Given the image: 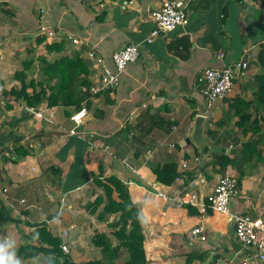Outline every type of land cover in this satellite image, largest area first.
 <instances>
[{
	"label": "crops",
	"instance_id": "1",
	"mask_svg": "<svg viewBox=\"0 0 264 264\" xmlns=\"http://www.w3.org/2000/svg\"><path fill=\"white\" fill-rule=\"evenodd\" d=\"M185 1L187 23L146 42L153 25L150 11L162 0H0V246L18 264H42L43 255H15L21 239L38 244L39 226L67 244L65 254L74 264L97 257L91 235L96 228H116V220L98 222L84 204L96 196L92 179L111 174L127 185L138 205L150 264H264L234 239L231 218L246 214L264 221V138L256 144L257 156L238 168L225 166L224 172L239 181L229 212L200 206L224 173L210 161L220 154L234 157L252 137L234 124L236 117L228 118V99L235 94L252 98L253 75L260 71L257 52L264 44V3L207 0L206 8H197ZM48 28L54 37L46 36ZM66 32L83 42L69 41L59 54L82 55L93 48L112 70L114 50L139 44L137 59L120 73L118 86L94 93L78 125L70 120L73 106L47 107L44 115L51 112V121L36 120L31 111L45 106L44 100L30 107L4 93L18 84L13 74L26 58H33L34 67L27 81L45 78L35 58L46 54L44 43L65 38ZM244 53L247 68L224 98L207 105L197 89V72L236 66ZM248 111L264 130V111ZM196 114L206 116L203 162L192 144H182ZM70 128L77 133H69ZM23 149L25 154L18 152ZM164 163L175 164L168 184L155 180ZM192 226L200 232L193 234Z\"/></svg>",
	"mask_w": 264,
	"mask_h": 264
},
{
	"label": "trees",
	"instance_id": "2",
	"mask_svg": "<svg viewBox=\"0 0 264 264\" xmlns=\"http://www.w3.org/2000/svg\"><path fill=\"white\" fill-rule=\"evenodd\" d=\"M201 2L199 3V0L189 1L192 7L206 8L207 0H201ZM43 39L45 38L41 37L39 40L43 41ZM212 40L217 47L218 40ZM69 44L71 43L65 38L52 39L50 42L44 43L46 54H39L35 59L37 61L36 69L42 72L45 78L34 80L31 77L27 81V77L34 67L33 58H26L22 62V69L13 74V78L17 80L18 84L12 85L4 93L12 95L15 99H23L25 104L30 107H36L42 100L46 102L47 107L73 106L76 110L81 107L82 103L87 107L93 95L89 91L91 69L78 51L73 55L59 54ZM257 59L260 71L253 75L252 98L246 100L239 94H235L228 99L232 104L228 118L236 117L234 124L244 135L250 133L252 137L241 143L234 153V157L220 154L210 161L211 166L213 168L218 166L221 172H224L225 166L229 163L238 168L259 154L256 144L264 138V130L257 116H253L248 109L251 108L256 113L264 111V44H260ZM29 87L31 91L27 92ZM99 113L96 112L97 115ZM18 152L26 153L24 149L18 150ZM174 173L175 164L164 163L155 174V180L162 184H168ZM238 182L237 180V184ZM92 183L98 190H92L96 196L84 204L85 212L101 223H107L113 214H119L115 223L116 228L109 232L95 229L94 234L90 237V242L98 251V255L86 260L83 264H150L144 250L139 208L137 203L131 200L127 185L113 174L94 177ZM35 232L38 244L35 245L21 239L15 248L17 257L43 255L42 264H74L62 251L60 247L62 242L58 236H52L44 226L37 227Z\"/></svg>",
	"mask_w": 264,
	"mask_h": 264
},
{
	"label": "built area",
	"instance_id": "3",
	"mask_svg": "<svg viewBox=\"0 0 264 264\" xmlns=\"http://www.w3.org/2000/svg\"><path fill=\"white\" fill-rule=\"evenodd\" d=\"M152 22V28L149 36L145 38L146 42L151 41V37L160 33L172 31L179 26L187 23V2L185 0H162V2L154 7L149 14ZM46 36L54 37L53 29L48 28L45 31ZM65 39L74 45H80L83 40L75 37L72 33L66 32ZM139 54V44L131 42L116 49L111 54V61L114 69H110L104 58L100 56L93 48L85 53V59L90 63L91 67L99 73L95 86L90 88L91 93H96L102 89H114L119 84V75L125 69L126 65L135 61ZM247 68L245 53L236 62V69L231 71L230 67H204L196 74L197 89L206 101L207 105L217 99L224 98L232 88L234 80L239 76L241 70ZM100 77V79H98ZM99 83V84H98ZM48 111L47 106H43L38 110H32L31 114L36 120L51 121L52 113L44 115ZM86 113L85 105L82 104L70 115V120L78 125L81 123ZM69 133H77L74 128L69 129ZM154 190H157L154 184H151ZM237 179L231 173L220 174L212 190L205 196V200L201 203V209L210 208L217 212L228 213V204L232 196L238 193ZM2 191H5L2 188ZM157 194L164 197V193L157 190ZM189 203H193V198H188ZM233 223L234 239L244 248L250 251L253 259L257 262L264 263V221L258 218H251L246 214H234L231 216ZM199 226H192L193 234L200 232ZM64 235L67 231L63 232ZM64 253L68 252L66 243L60 245ZM210 264H230L227 260H214Z\"/></svg>",
	"mask_w": 264,
	"mask_h": 264
},
{
	"label": "water",
	"instance_id": "4",
	"mask_svg": "<svg viewBox=\"0 0 264 264\" xmlns=\"http://www.w3.org/2000/svg\"><path fill=\"white\" fill-rule=\"evenodd\" d=\"M231 71L234 72L236 66L233 65ZM206 116L203 114H196L192 117V127L188 136L183 140L182 144H192L198 152L200 159L203 162L204 155L207 150V145L204 139Z\"/></svg>",
	"mask_w": 264,
	"mask_h": 264
},
{
	"label": "rangeland",
	"instance_id": "5",
	"mask_svg": "<svg viewBox=\"0 0 264 264\" xmlns=\"http://www.w3.org/2000/svg\"><path fill=\"white\" fill-rule=\"evenodd\" d=\"M63 53H65V54H68V55H73L72 53H68V52H63ZM82 56V58L87 62V60L85 59V54H82L81 55ZM87 64L89 65V67H90V69H91V72H90V74H89V79H90V81H91V85H90V87H89V89L90 88H92V87H94L95 86V83L97 82V76L99 75V73L98 72H96V70H94L92 67H91V65H90V63H88L87 62ZM40 73H42V72H40ZM43 74V73H42ZM44 75V74H43ZM98 79H100V77L98 78ZM34 80H35V78H34ZM99 84V83H98ZM99 92V91H98ZM92 94H94V93H92ZM82 104H84V103H82ZM93 189V188H92ZM96 191H97V188L95 189ZM118 214L119 213H116V214H113L111 217H110V219L111 218H113L114 220H118ZM96 229H98V228H96ZM101 230H105V231H107V232H109L110 231V229L109 228H104V229H101ZM95 231V230H94Z\"/></svg>",
	"mask_w": 264,
	"mask_h": 264
},
{
	"label": "clouds",
	"instance_id": "6",
	"mask_svg": "<svg viewBox=\"0 0 264 264\" xmlns=\"http://www.w3.org/2000/svg\"><path fill=\"white\" fill-rule=\"evenodd\" d=\"M0 264H18V261L5 252V249L0 246Z\"/></svg>",
	"mask_w": 264,
	"mask_h": 264
}]
</instances>
